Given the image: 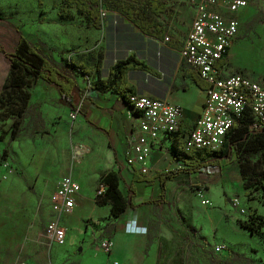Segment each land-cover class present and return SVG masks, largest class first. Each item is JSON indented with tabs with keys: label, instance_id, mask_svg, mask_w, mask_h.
I'll use <instances>...</instances> for the list:
<instances>
[{
	"label": "rangeland",
	"instance_id": "rangeland-1",
	"mask_svg": "<svg viewBox=\"0 0 264 264\" xmlns=\"http://www.w3.org/2000/svg\"><path fill=\"white\" fill-rule=\"evenodd\" d=\"M124 1L140 4L144 0ZM160 1L167 8L165 14L156 17L166 30L163 40L144 34L111 10L102 9L103 25L98 30L92 28L75 7L61 12L63 0H0V15L4 19L0 21V42L6 51H11L22 34L59 70L61 58L67 61L74 51L95 50L103 54L99 77L107 75L117 60L134 53L161 76L130 71L127 79L131 84L140 92H148L169 103L193 107L196 91L192 88L181 91L186 68L179 63L177 53L172 49H178L184 42L194 12L193 2L197 0ZM159 52L162 58L157 55ZM223 65L226 75L240 73L264 85V0H251L239 16L237 37ZM8 70L9 61L0 52V88ZM77 77L82 92L88 86L91 89L96 80V76L90 79ZM41 82L44 81H34L28 87L29 111L16 139L8 143L10 120L0 121V135L4 136L0 142V264H91L90 255L95 252L81 245L86 234L75 242L70 256L59 263L55 260L56 255L68 250L70 243L65 239L63 246L51 245L44 231L53 217L50 199L58 179L72 174L81 183V177L87 182L83 183L84 187L86 184L94 186L103 169L102 159L107 153L108 142L105 135L79 118L78 113L73 119L71 115L75 111L66 107L56 89ZM76 146L88 149L79 160L72 157ZM250 160L264 165V156H253ZM239 173L238 163L230 160L219 167L204 169L191 179L197 183L206 178L214 179L208 189L210 199L205 197L211 204L204 207L199 193L192 197L191 203L195 211H212L207 217L209 222L199 220L204 224L205 233L215 225L205 237L208 249L204 256L209 264H264L263 240L237 224L247 219L248 212L264 215V204L259 191L244 187L245 181ZM98 185L93 188L94 200ZM120 189L123 190V186ZM232 197L240 199L245 215L232 207ZM89 211L86 206L81 213ZM77 232L71 229L68 234L76 235ZM217 241L225 242L230 253L226 254L229 252L226 250L213 254L212 246Z\"/></svg>",
	"mask_w": 264,
	"mask_h": 264
},
{
	"label": "crops",
	"instance_id": "crops-1",
	"mask_svg": "<svg viewBox=\"0 0 264 264\" xmlns=\"http://www.w3.org/2000/svg\"><path fill=\"white\" fill-rule=\"evenodd\" d=\"M250 3L251 0L243 10L241 9L235 14L234 17L238 21L239 16ZM181 46L182 44L178 49H172L176 51L179 63H181L179 55ZM157 55L162 58L161 52ZM223 60L219 70L222 75L226 76ZM63 62L64 59L61 58V71H63ZM106 78H108V73L100 77V79ZM182 80L185 85L181 91H189L190 88L196 91L197 97L193 107L183 108L181 106L183 112L182 121L189 120L194 125L200 115L201 108H203L205 89L195 86L188 77L184 76ZM43 81L46 82L45 80ZM44 84L55 88L66 107L71 110L68 102L59 94L55 85L48 82ZM77 84L78 88L72 91L71 96L74 105L81 111L80 114L78 113L79 118L85 119L96 131L105 135L108 142L107 153L105 158L102 159L103 169L96 177L95 185H98L100 175L104 171H114L119 174L121 178L119 186L120 188L123 186L122 191L126 193L127 187L132 184L133 173L140 175L138 164L128 165L126 162V153L129 146L128 138L132 131H137L139 115L115 91L104 92L87 88L82 92L78 77ZM133 86L138 94L159 98L150 95L148 92H140L135 85ZM90 92H92V95L88 96ZM81 93H84L82 100H80ZM173 139V135L166 136L162 134L152 145L151 154H149L147 159L149 173L146 177L151 178L163 171L182 168V165L174 160L172 156ZM86 150L88 152L87 148ZM194 174L189 175L181 171L167 180L163 189L157 177H155L152 184L141 181L134 182L133 207H128L120 217L110 216V207L108 205H95L93 197L95 185L86 184L84 187L83 183L86 181L82 177L81 180L83 182L81 183L77 177L67 174L77 180L80 190L76 195V206L73 212L66 215V218H61L62 220L60 221L66 228L65 239L70 243L69 248L65 252L58 253L59 255H56L55 260L61 263L63 258L69 257L75 242L86 234L87 238L82 240L81 245L82 248H91L95 252L93 256L90 255L91 264H112L113 261H118L121 264H209L208 259L204 256V252L208 249V241L205 240V237L209 235L210 230L214 229L215 225L210 226L208 232L205 233L204 224H201L202 222L200 223L199 220L203 219L209 222L207 217H210L212 211L205 210L206 213L204 211H195L191 203L192 197L198 192H202L205 197L209 198L208 189L214 179L209 181L210 178H206V181L203 180L200 183L192 182L191 179ZM154 200L159 202L155 203ZM86 206L89 207L90 211L86 214L81 213ZM54 215L53 213L52 216ZM71 229L78 231L76 235L68 234ZM106 237L111 239L113 243V248L109 254L102 252L97 247V242ZM216 245H224L225 250L223 251L228 250L229 252L226 254L230 253V249L225 242L217 241L212 246L213 254L215 253L214 248Z\"/></svg>",
	"mask_w": 264,
	"mask_h": 264
},
{
	"label": "trees",
	"instance_id": "trees-1",
	"mask_svg": "<svg viewBox=\"0 0 264 264\" xmlns=\"http://www.w3.org/2000/svg\"><path fill=\"white\" fill-rule=\"evenodd\" d=\"M72 7H75L76 11L85 17L94 29L99 30L103 25L101 12L102 9H106L120 14L146 35L161 40L166 36V30L162 28V23L156 20V17L167 11L165 3L160 0H144L140 4L124 0H63L60 9L63 12L65 8ZM0 21H4L1 15ZM0 52L9 61L7 76L0 88V121L10 120L8 143L20 134V125L29 110L30 91L28 87L38 79L55 85L59 94L68 102L71 110H77L80 114L81 111L76 108L71 96L72 91L78 88V75L86 79L96 76L97 79L90 88L104 92L115 91L124 102L128 101L130 95L136 93V88L127 79V74L130 71H145L155 77L160 75L158 71L146 65L143 60L138 59L132 53L110 66L108 78L100 79L103 54L97 53L95 50L82 53L74 51V54L63 62V71H61L22 34L17 38L11 51H6L0 42ZM221 64L222 60L217 63V68ZM184 76L190 78L198 88H207V84L192 71L186 70ZM80 96L83 97L84 93H81ZM137 106L138 103H131V108L135 111H137ZM252 122V114L246 110L241 119L226 129L218 149L187 150L183 139L193 125L189 120L182 121L178 132L173 134L172 155L174 160L182 165V168L158 173L155 177L159 179L161 188L163 189L167 180L181 171L191 175L204 169L219 167L223 161L233 159L238 163L240 177L245 181L244 187L259 191L264 204V165H257L250 160L253 156H264V128L259 131L251 130ZM3 138L4 136L0 135V142ZM155 177L148 178L133 173L132 184L127 187L125 193L119 186L121 181L119 174L110 170L104 171L99 178V185L104 186V191L101 195L96 196L95 205H108L110 216L120 217L128 207H133L132 199L135 195L133 183L141 181L152 184ZM154 202L159 201L154 200ZM246 218L244 221L237 222L239 227L250 231L252 235H259L264 242V215L251 211L246 214Z\"/></svg>",
	"mask_w": 264,
	"mask_h": 264
},
{
	"label": "built area",
	"instance_id": "built-area-1",
	"mask_svg": "<svg viewBox=\"0 0 264 264\" xmlns=\"http://www.w3.org/2000/svg\"><path fill=\"white\" fill-rule=\"evenodd\" d=\"M250 0H197L193 2L194 12L191 25L184 43L179 50L180 62L186 70L192 71L207 84L203 108L192 129L186 134L183 143L188 149L206 148L215 150L220 147L223 131L229 129L244 112L248 110L253 117L251 130L264 128V85L240 73L222 75L217 63L228 55L237 37L239 21L235 16L243 10ZM89 88V86H88ZM128 104L138 103L139 122L137 131L128 138L126 162L139 165V174L147 176V159L152 145L160 135L170 136L177 133L182 122L181 106L171 104L160 98L135 93L128 97ZM78 111L72 113L76 118ZM87 152L84 146H76L72 157L79 160ZM209 170V169H208ZM80 190L77 180L70 175L59 179L51 194L53 218L47 223L44 234L51 244H65L66 228L61 218L73 212L76 195ZM104 186L98 185L96 196L101 195ZM201 203L204 207L211 204L202 192ZM232 207L239 214L246 211L239 198H231ZM97 247L109 254L113 248L111 239L103 238ZM215 253L225 250L224 245H216ZM26 264V263H20ZM112 264H121L113 261Z\"/></svg>",
	"mask_w": 264,
	"mask_h": 264
},
{
	"label": "bare ground",
	"instance_id": "bare-ground-1",
	"mask_svg": "<svg viewBox=\"0 0 264 264\" xmlns=\"http://www.w3.org/2000/svg\"><path fill=\"white\" fill-rule=\"evenodd\" d=\"M225 133H226V129L223 131V138H224ZM223 138L220 140V144L223 141Z\"/></svg>",
	"mask_w": 264,
	"mask_h": 264
}]
</instances>
